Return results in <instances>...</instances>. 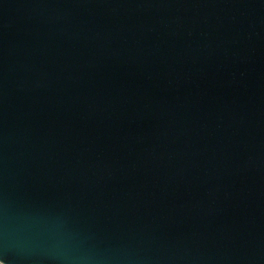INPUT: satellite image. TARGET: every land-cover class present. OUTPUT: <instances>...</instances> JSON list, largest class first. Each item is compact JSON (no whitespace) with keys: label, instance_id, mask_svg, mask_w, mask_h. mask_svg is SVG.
<instances>
[{"label":"water","instance_id":"obj_1","mask_svg":"<svg viewBox=\"0 0 264 264\" xmlns=\"http://www.w3.org/2000/svg\"><path fill=\"white\" fill-rule=\"evenodd\" d=\"M4 264H264V0H0Z\"/></svg>","mask_w":264,"mask_h":264},{"label":"snow or ice","instance_id":"obj_2","mask_svg":"<svg viewBox=\"0 0 264 264\" xmlns=\"http://www.w3.org/2000/svg\"><path fill=\"white\" fill-rule=\"evenodd\" d=\"M0 264H4V261H3V259H0Z\"/></svg>","mask_w":264,"mask_h":264}]
</instances>
